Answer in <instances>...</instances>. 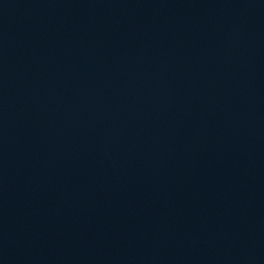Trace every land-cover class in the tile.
Listing matches in <instances>:
<instances>
[{"label": "water", "instance_id": "95a60500", "mask_svg": "<svg viewBox=\"0 0 264 264\" xmlns=\"http://www.w3.org/2000/svg\"><path fill=\"white\" fill-rule=\"evenodd\" d=\"M0 264H264V0H0Z\"/></svg>", "mask_w": 264, "mask_h": 264}]
</instances>
